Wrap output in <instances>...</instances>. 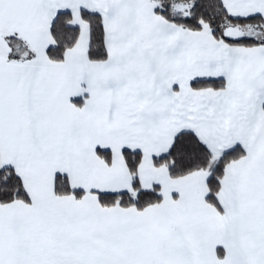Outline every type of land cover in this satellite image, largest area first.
<instances>
[{"label": "snow or ice", "instance_id": "obj_1", "mask_svg": "<svg viewBox=\"0 0 264 264\" xmlns=\"http://www.w3.org/2000/svg\"><path fill=\"white\" fill-rule=\"evenodd\" d=\"M0 264H264V0H0Z\"/></svg>", "mask_w": 264, "mask_h": 264}]
</instances>
